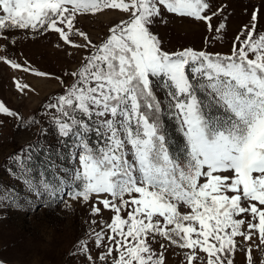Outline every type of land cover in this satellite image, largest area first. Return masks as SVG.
<instances>
[{
  "label": "snow or ice",
  "instance_id": "snow-or-ice-1",
  "mask_svg": "<svg viewBox=\"0 0 264 264\" xmlns=\"http://www.w3.org/2000/svg\"><path fill=\"white\" fill-rule=\"evenodd\" d=\"M223 10L213 11L209 0H0V64L29 73L11 58V35L18 32L54 36L73 56L75 66L60 76L31 69L62 89L42 105L55 145H26L10 157L9 171L35 197L67 204L68 189L93 217L113 213L100 231L93 228L74 244L73 256L84 264H167L170 246L184 250L181 264H236L238 255L256 264L254 248L264 254L258 13L228 53L169 51L154 31L170 18L223 31L226 24L211 22ZM112 13L120 19L96 42L77 26ZM14 87L35 91L18 81ZM0 115L19 129L40 123L4 102ZM168 117L182 137L175 150ZM3 199L15 202L8 190Z\"/></svg>",
  "mask_w": 264,
  "mask_h": 264
},
{
  "label": "rangeland",
  "instance_id": "rangeland-1",
  "mask_svg": "<svg viewBox=\"0 0 264 264\" xmlns=\"http://www.w3.org/2000/svg\"><path fill=\"white\" fill-rule=\"evenodd\" d=\"M209 2L213 11L224 9L211 22L214 26L224 23L225 29L209 32L202 23L170 18L166 24H158L154 29L159 33L166 50L193 47L213 53H228L234 38L249 23L254 10L259 16L258 31L264 33V0ZM118 19L120 17L114 13L89 16L82 18L77 26L96 42L103 38L107 26ZM11 40L15 42L11 58L24 63L30 71H14L0 64V102L17 110L26 120L36 119L40 123L28 129H19L17 121L0 115V121H4L0 126V261L4 264H84L82 259L74 258V244L91 229L100 231V224L110 222L113 213L104 210L102 215L93 217L86 205L75 204L67 196L68 189H65L63 197L67 204L60 202V197H35L9 171L12 167L10 157L20 152L18 147L22 143L37 136L39 140L55 145V133L50 128L42 105H46L62 89L54 80L35 77L31 69L60 76L75 66L73 56L65 54L63 45L57 46L59 42L54 36L41 37L38 34L18 32L11 35ZM17 81L29 84L35 91L21 94L14 87ZM41 128L47 133L46 136L41 134ZM62 163L68 166L70 162ZM4 190L15 196V202L3 199ZM98 206L102 208V205ZM183 251L170 246L166 253L167 264H181ZM252 255L256 264H264V254L259 250L254 248ZM236 264H244L243 257L236 256Z\"/></svg>",
  "mask_w": 264,
  "mask_h": 264
},
{
  "label": "trees",
  "instance_id": "trees-1",
  "mask_svg": "<svg viewBox=\"0 0 264 264\" xmlns=\"http://www.w3.org/2000/svg\"><path fill=\"white\" fill-rule=\"evenodd\" d=\"M165 123H166V126L168 127V129L170 131V137H171V141H172L173 150H175L177 147H179L182 144V137L179 134L175 123L171 120L170 117L165 119ZM38 140L39 139L36 136V137L32 138L31 140H29L28 142L22 143L21 145H19L18 149H23L26 145L31 144V143H35ZM42 160H43V154H41L40 156H38L36 158L37 165H39L42 162ZM34 174L37 176L38 170L36 172H34Z\"/></svg>",
  "mask_w": 264,
  "mask_h": 264
}]
</instances>
